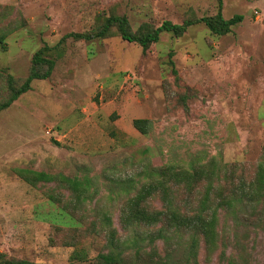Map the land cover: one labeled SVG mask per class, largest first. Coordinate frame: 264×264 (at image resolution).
Segmentation results:
<instances>
[{"label": "rangeland", "instance_id": "obj_1", "mask_svg": "<svg viewBox=\"0 0 264 264\" xmlns=\"http://www.w3.org/2000/svg\"><path fill=\"white\" fill-rule=\"evenodd\" d=\"M221 2L224 19L243 18L230 33L214 36L200 23L180 38L162 33L142 52L118 36L59 42L91 30L98 15H125L135 30L214 15L217 0H0L8 8L0 32L17 26L0 50L6 76L19 83L37 49L60 44L51 52V76L34 80L0 113V252L63 264L72 254L92 262L105 251L98 234L77 247L62 246L70 233L65 214L42 189L21 181L16 168L95 177L98 194L88 214L111 211L116 227L124 194L113 181L148 166L238 163L254 176L264 149V0ZM134 119L151 122L147 135L133 128ZM224 223L225 257L219 259L218 249L208 258L200 245L196 263L264 264V221L228 217ZM155 250L165 257L162 242ZM183 255L178 249L171 263L187 264Z\"/></svg>", "mask_w": 264, "mask_h": 264}, {"label": "trees", "instance_id": "obj_2", "mask_svg": "<svg viewBox=\"0 0 264 264\" xmlns=\"http://www.w3.org/2000/svg\"><path fill=\"white\" fill-rule=\"evenodd\" d=\"M221 4V0H217V11L211 16L188 18L180 24L170 21H163L158 26L143 23L135 30L125 15L102 14L97 16L91 30L69 33L59 43L67 38L89 42L118 36L145 52L159 42L162 33L180 38L190 27L200 23L212 35L223 36L230 33L231 28L243 18L234 15L224 19ZM7 10L6 6L0 7V19L8 15ZM6 26L0 32L1 51H6V38L17 28L14 24ZM58 45L54 48L44 45L37 49L31 57L27 76L19 83L0 71V113L28 92L34 80H46L51 76L56 61L51 52ZM172 71L176 77L175 70ZM179 101L183 102L184 98ZM184 109L188 111V107ZM132 126L140 134L147 135L151 122L134 119ZM242 170L238 163L220 166L207 162L190 169L173 165L148 166L142 173H136L134 178L113 181L114 186H119L120 193L124 194V201L118 208V227L114 225L111 211L99 210L94 217L88 214L87 207L98 194L96 186L99 182L95 177L87 173L81 177L48 174L27 168L13 171L26 185L42 189L44 197L58 204L65 214L70 233L64 236L62 246L77 247L83 238L91 234L104 238L105 251L99 252L92 262L74 258L72 254L71 261L63 264H172L170 258L178 249L184 252L183 263L197 264L200 245L208 258L218 249L219 259L225 257L224 222L228 217L243 223L264 221V149L253 177H247ZM159 241L165 249L164 258L156 254V243ZM0 264L47 263L8 257L0 252Z\"/></svg>", "mask_w": 264, "mask_h": 264}]
</instances>
